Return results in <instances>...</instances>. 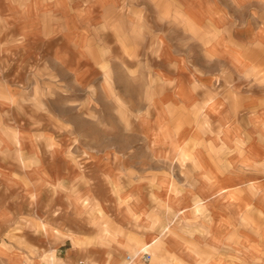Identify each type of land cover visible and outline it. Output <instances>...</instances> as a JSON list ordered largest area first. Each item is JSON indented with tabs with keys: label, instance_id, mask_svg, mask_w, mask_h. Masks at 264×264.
Instances as JSON below:
<instances>
[{
	"label": "clouds",
	"instance_id": "obj_1",
	"mask_svg": "<svg viewBox=\"0 0 264 264\" xmlns=\"http://www.w3.org/2000/svg\"><path fill=\"white\" fill-rule=\"evenodd\" d=\"M0 264H264V0H0Z\"/></svg>",
	"mask_w": 264,
	"mask_h": 264
}]
</instances>
